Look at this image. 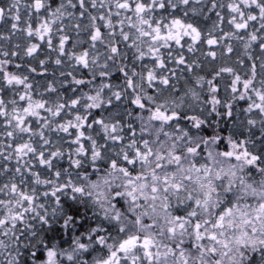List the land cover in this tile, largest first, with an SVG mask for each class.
I'll return each instance as SVG.
<instances>
[{
  "label": "snow or ice",
  "instance_id": "6c2138e0",
  "mask_svg": "<svg viewBox=\"0 0 264 264\" xmlns=\"http://www.w3.org/2000/svg\"><path fill=\"white\" fill-rule=\"evenodd\" d=\"M0 264H264V0H0Z\"/></svg>",
  "mask_w": 264,
  "mask_h": 264
}]
</instances>
